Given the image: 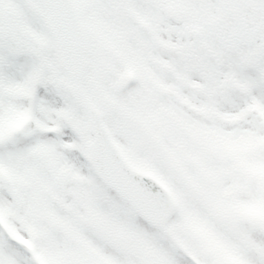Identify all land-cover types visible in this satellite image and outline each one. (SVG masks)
<instances>
[{
    "label": "snow or ice",
    "instance_id": "6c2138e0",
    "mask_svg": "<svg viewBox=\"0 0 264 264\" xmlns=\"http://www.w3.org/2000/svg\"><path fill=\"white\" fill-rule=\"evenodd\" d=\"M0 264H264V0H0Z\"/></svg>",
    "mask_w": 264,
    "mask_h": 264
}]
</instances>
